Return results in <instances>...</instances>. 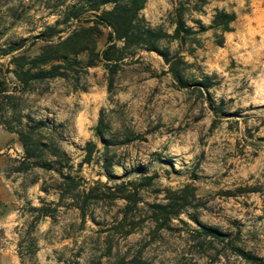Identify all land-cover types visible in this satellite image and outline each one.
I'll return each mask as SVG.
<instances>
[{
    "label": "rangeland",
    "instance_id": "obj_1",
    "mask_svg": "<svg viewBox=\"0 0 264 264\" xmlns=\"http://www.w3.org/2000/svg\"><path fill=\"white\" fill-rule=\"evenodd\" d=\"M42 1L16 0L11 7L26 16L14 21L0 18V64L5 70L13 54H39L47 41L38 35L49 33L47 27L62 19L44 8ZM8 7H3L4 13ZM217 9L236 13L233 30L225 33L223 45L217 43L212 28L198 35L199 43L161 42L172 55L181 53L192 63L182 71L188 86L178 82L159 52L138 49L124 59L111 92L108 68L103 63L86 67L89 53L84 52L71 57L79 64L72 66L68 76L33 82L12 102L0 98V264H22L18 244L29 242L25 232L38 215L34 207L60 200L54 188L60 178L57 171L21 163L25 152L15 130L22 127L21 120L27 122L26 115L47 121L48 127L39 129L44 144L45 134L52 135L71 156L72 172L81 174L90 184L96 180L111 185L138 180L142 173L135 167L145 165L147 174L157 178L155 187L141 194L145 201L153 202L164 200V188L178 189L191 183L200 199L191 211H196L201 222L224 231L240 227L247 246L264 256V0H210L204 11L187 16L188 24L198 29L192 19H200L210 26ZM173 10L171 0H147L141 15L152 26L172 32ZM68 25L56 24V29L66 31L51 39L67 35ZM109 30L103 28L99 49L106 47ZM19 44L22 47L17 51L2 54V50ZM5 75L4 86L12 92L20 82L12 71ZM202 82L210 86L209 90ZM103 110L110 126L107 136L117 143L111 148L115 154L111 179L102 166L105 141L96 135ZM7 125L16 129L10 130ZM88 141L95 142L98 151L92 163L80 167ZM45 184L50 187L48 191ZM247 185H260L259 191L229 192ZM124 205L123 200L95 205L96 221L101 224L90 216L83 223L76 208L59 206L55 219L47 216L37 224L39 264H63L60 259L76 251V243L120 216ZM180 217L190 226L175 219L174 231L164 232L147 246L146 255L154 264L206 263L204 250L188 233V228L200 226L187 213ZM84 225L85 230L80 231ZM148 231L145 227L121 240L120 249L145 243ZM91 241L82 255L83 262L98 253L91 248L96 247V239ZM214 264L238 262L231 255L230 262L223 256Z\"/></svg>",
    "mask_w": 264,
    "mask_h": 264
},
{
    "label": "trees",
    "instance_id": "obj_2",
    "mask_svg": "<svg viewBox=\"0 0 264 264\" xmlns=\"http://www.w3.org/2000/svg\"><path fill=\"white\" fill-rule=\"evenodd\" d=\"M16 0H0V18H10V20H20L26 16L24 11L11 7V3ZM24 0H20L23 3ZM174 5V30L169 32L163 26L154 27L141 15L147 0H47L42 1V6L49 10L51 14H59L55 25L47 27L49 33L45 31L38 35V38L46 39L39 54L34 57L26 55L25 52L13 54L9 65L5 70L0 64V98L11 100L16 98L18 93H24L30 89L33 82H43L56 77H66L73 65H78V59L71 57L88 52L89 58L86 67L96 66L103 63L109 70V90L113 91L114 78L124 59L132 56L138 49L159 52L169 64L170 71L182 86L190 83L182 75L183 69L191 66L192 63L185 60L181 53L172 55L168 47H162L161 42L178 41L180 45L188 42L199 43L198 35L212 28L216 31L217 43H225V33L233 30L232 23L236 20V13L225 9H217L210 26L200 19H192L199 25L198 29L188 24L187 16L193 12H202L210 0H171ZM111 4L112 7L106 8ZM8 5L9 15L4 13L3 7ZM92 13V16H87ZM6 14V15H5ZM192 16V15H191ZM4 19L5 20H7ZM11 24V23H9ZM56 24H70L67 35H60L58 40L51 38L65 32L64 29H56ZM5 28V27H4ZM8 28V27H7ZM103 28H109L107 45L104 49H99V40L103 35ZM1 30V29H0ZM37 40L33 41L36 44ZM22 46H10L2 50V54L8 55L17 51ZM10 65H15L10 69ZM82 67L81 65H79ZM12 71L20 82L18 87L10 92L4 86L3 79L6 72ZM205 90L210 86L202 82ZM201 90V89H200ZM208 93V92H207ZM209 94V93H208ZM14 108L12 105H6ZM105 111L101 112L99 123L96 127V135L105 141L102 152L103 168L109 179L114 177L112 168L114 166V156L111 148L117 143L107 136L109 123L106 121ZM24 117V116H23ZM27 122L20 121L22 127L15 130L23 144L25 155L21 161L27 166L39 165L46 170H55L59 173L57 185L54 187L60 196L59 202H45V206L34 207L38 213L34 221L29 225L25 235L29 237V242H19V255L22 264H39L37 253L39 251V240L36 236L37 224L47 216L56 218L59 206L76 208L80 218L86 223L88 216L95 222L96 217L93 210L95 205L102 202H115L123 200L125 205L120 216H115L109 224L99 228L93 234L85 236L83 241L76 243L77 250L68 257L60 259L63 264H154V261L146 255L148 245L156 242L164 232L174 231V220L190 226L180 216L187 213L189 217L198 223L199 228H188V233L193 241L197 242L208 258L206 263L214 264L221 257H225L230 262L231 255L235 257L238 264H264V256L259 255L249 248L243 238L240 227L230 230H221L219 227L207 225L201 222L195 207L200 202L196 193V188L191 183H186L178 189L172 187L164 188L165 197L163 201H145L141 191L155 187L156 175L147 174L145 165H138L136 171L142 173L138 180H127L111 185L102 180H96L90 184L81 174L73 173L74 168L72 158L68 152L55 142L54 137L45 134V144L41 139L40 128L48 127L46 120H36L30 115L25 116ZM10 130L16 129L7 125ZM49 139V140H48ZM123 143H127L123 142ZM45 147V149H40ZM45 150V159H42ZM98 151V146L93 141L86 142V154L79 166L85 163H92L94 153ZM48 155V157H46ZM69 168V171H64ZM45 184V191L49 190ZM260 185L238 187L231 194H243L259 191ZM156 192H161L157 189ZM52 204L55 206L52 207ZM98 223V222H97ZM101 224V223H98ZM149 229L148 239L145 243L136 248L120 249V242L132 234ZM85 230L84 227L80 231ZM2 230H0L1 232ZM71 238V236H69ZM96 239L94 248L98 253L91 257V260L83 262L82 255L89 246V241ZM221 246V247H219ZM214 249L215 252H210Z\"/></svg>",
    "mask_w": 264,
    "mask_h": 264
}]
</instances>
